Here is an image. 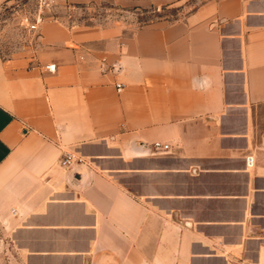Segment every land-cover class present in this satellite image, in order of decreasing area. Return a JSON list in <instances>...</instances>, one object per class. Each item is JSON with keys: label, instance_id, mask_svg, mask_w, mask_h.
<instances>
[{"label": "crops", "instance_id": "crops-1", "mask_svg": "<svg viewBox=\"0 0 264 264\" xmlns=\"http://www.w3.org/2000/svg\"><path fill=\"white\" fill-rule=\"evenodd\" d=\"M110 1L0 62V264H264V0Z\"/></svg>", "mask_w": 264, "mask_h": 264}, {"label": "rangeland", "instance_id": "rangeland-1", "mask_svg": "<svg viewBox=\"0 0 264 264\" xmlns=\"http://www.w3.org/2000/svg\"><path fill=\"white\" fill-rule=\"evenodd\" d=\"M101 4L96 7V12L94 9L86 10L82 6L60 5L43 12L31 0H0V62L24 53L31 44L34 45L35 33L39 25L50 18H58L70 25L104 21L106 14L113 6L110 0ZM39 14H41L42 21L37 29L31 30L30 25L34 23ZM122 16H125L124 13ZM179 17L177 7H163L132 10L131 14L127 15V20L138 28L159 21H174Z\"/></svg>", "mask_w": 264, "mask_h": 264}, {"label": "built area", "instance_id": "built-area-1", "mask_svg": "<svg viewBox=\"0 0 264 264\" xmlns=\"http://www.w3.org/2000/svg\"><path fill=\"white\" fill-rule=\"evenodd\" d=\"M31 1H33L36 4V6H38L40 11H43V12L46 10H51L57 5L56 0H31ZM41 21H42L41 14H39L37 16L36 20L34 21V23H32L30 25V29L31 30L37 29L38 24ZM46 69L51 71V72H54L55 71V65H48V66H46ZM117 88H118V91L120 92L123 89V85L119 84V85H117ZM153 147L157 152H166L170 148V146L168 144H162L159 142L153 144ZM74 161L81 162L82 160L80 158L75 157L72 154H66L61 161V165L64 167H69L72 165V163ZM248 162H249V165L252 164V158L251 157L248 158Z\"/></svg>", "mask_w": 264, "mask_h": 264}]
</instances>
